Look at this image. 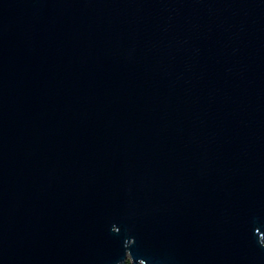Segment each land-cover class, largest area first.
I'll return each instance as SVG.
<instances>
[{
  "label": "water",
  "instance_id": "obj_1",
  "mask_svg": "<svg viewBox=\"0 0 264 264\" xmlns=\"http://www.w3.org/2000/svg\"><path fill=\"white\" fill-rule=\"evenodd\" d=\"M264 264V0H0V264Z\"/></svg>",
  "mask_w": 264,
  "mask_h": 264
},
{
  "label": "trees",
  "instance_id": "obj_2",
  "mask_svg": "<svg viewBox=\"0 0 264 264\" xmlns=\"http://www.w3.org/2000/svg\"><path fill=\"white\" fill-rule=\"evenodd\" d=\"M125 264H132L130 260H128Z\"/></svg>",
  "mask_w": 264,
  "mask_h": 264
}]
</instances>
